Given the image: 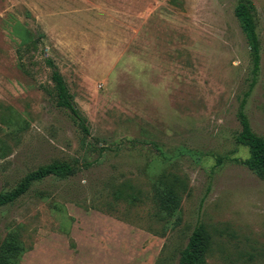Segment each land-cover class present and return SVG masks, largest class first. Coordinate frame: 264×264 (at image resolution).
I'll return each mask as SVG.
<instances>
[{"label": "rangeland", "instance_id": "1", "mask_svg": "<svg viewBox=\"0 0 264 264\" xmlns=\"http://www.w3.org/2000/svg\"><path fill=\"white\" fill-rule=\"evenodd\" d=\"M251 1L256 79L237 0H0V192L56 160L79 166L0 208V245L11 231L24 245L12 264H178L200 224L206 264H264V176L235 141L247 91L264 136V0ZM46 57L89 136L57 105ZM173 181L182 201L166 215L154 188Z\"/></svg>", "mask_w": 264, "mask_h": 264}, {"label": "trees", "instance_id": "2", "mask_svg": "<svg viewBox=\"0 0 264 264\" xmlns=\"http://www.w3.org/2000/svg\"><path fill=\"white\" fill-rule=\"evenodd\" d=\"M235 16L246 36L250 55L252 59V75L256 79L260 69L261 61V37L256 20V8L251 0H237ZM46 64L51 72V80L56 91V103L60 108L70 112L73 120L84 134L90 135V128L87 119L78 109L67 83L54 61L46 57ZM253 79V81H254ZM251 83L250 90L255 82ZM250 91L244 93L237 108V119L240 130L235 135V141L249 148L250 157L242 163L252 172L264 176V136L258 134L251 126L247 113V103ZM220 159L218 163H220ZM79 171L77 162L56 160L49 164L38 167L25 174L20 181L10 190L0 192V208L14 204L20 197L26 194L34 183L43 181L46 178L67 179L75 176ZM177 181L168 186L155 185L154 199L161 213L166 215L175 214L182 201L181 193L177 189ZM179 188V187H178ZM211 236L203 224L194 228L189 237L188 245L181 251L178 264H206L205 253L209 247ZM24 245L20 235L15 231L9 232L0 245V264H12L23 253Z\"/></svg>", "mask_w": 264, "mask_h": 264}]
</instances>
